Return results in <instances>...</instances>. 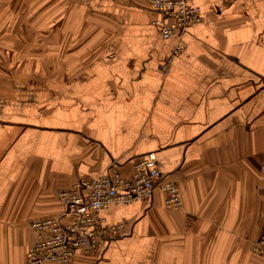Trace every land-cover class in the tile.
Here are the masks:
<instances>
[{
    "label": "crops",
    "instance_id": "obj_1",
    "mask_svg": "<svg viewBox=\"0 0 264 264\" xmlns=\"http://www.w3.org/2000/svg\"><path fill=\"white\" fill-rule=\"evenodd\" d=\"M38 1L0 0V37L17 36L8 22L34 18ZM67 1V77L57 66L51 79L0 76V264H27L32 225L62 214L60 191L131 178L147 155L184 211L161 191L109 206L101 216L124 225L117 236L46 264H264L252 250L264 234V0H187L202 20L170 40L149 0ZM50 5L59 53L61 2Z\"/></svg>",
    "mask_w": 264,
    "mask_h": 264
},
{
    "label": "built area",
    "instance_id": "obj_2",
    "mask_svg": "<svg viewBox=\"0 0 264 264\" xmlns=\"http://www.w3.org/2000/svg\"><path fill=\"white\" fill-rule=\"evenodd\" d=\"M149 3L155 13L153 24L164 40L180 39L202 20L200 8L189 5L187 0H149ZM181 52L182 46L177 43L162 64L164 73ZM156 191L165 193L168 209L184 211L178 184L164 180L153 155L134 163L131 178L115 172L95 180H79L57 194L56 198L63 206L61 215L33 223L38 236L27 252V264L66 263L78 251L86 254L99 252L103 240L114 238L124 227L123 224L107 225L101 216L104 209L149 200ZM252 250L264 262V234L254 243Z\"/></svg>",
    "mask_w": 264,
    "mask_h": 264
},
{
    "label": "rangeland",
    "instance_id": "obj_3",
    "mask_svg": "<svg viewBox=\"0 0 264 264\" xmlns=\"http://www.w3.org/2000/svg\"><path fill=\"white\" fill-rule=\"evenodd\" d=\"M60 47L59 53L52 51L51 30L57 24L51 17V0L38 1L32 9L35 12V17L24 20L18 17L8 23L11 28L17 30V36L0 37V76L20 77L22 73L29 79H51L53 69L57 66L60 72V77H67L66 66L68 59L72 57L71 50L68 49L69 44H73L77 39L67 35L69 29L68 22V7L71 4L67 0H60ZM30 9V7H29ZM21 18V19H20ZM3 22L0 21V30H4ZM83 28L87 30L95 29V22H87ZM71 25V23H70ZM82 24L72 22L71 28H81ZM86 25V26H85ZM26 26V28H25ZM55 28V27H54ZM27 29L26 35H20L19 30ZM79 39V38H78ZM82 39V38H80ZM95 39V38H92ZM7 46V47H5ZM71 48V47H70ZM55 72V69H54ZM4 73V75H3Z\"/></svg>",
    "mask_w": 264,
    "mask_h": 264
}]
</instances>
